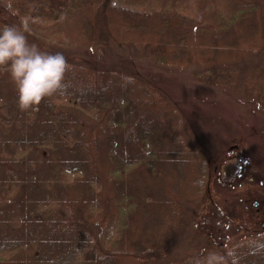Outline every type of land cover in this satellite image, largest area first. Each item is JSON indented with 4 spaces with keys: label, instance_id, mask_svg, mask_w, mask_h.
I'll list each match as a JSON object with an SVG mask.
<instances>
[{
    "label": "trees",
    "instance_id": "1",
    "mask_svg": "<svg viewBox=\"0 0 264 264\" xmlns=\"http://www.w3.org/2000/svg\"><path fill=\"white\" fill-rule=\"evenodd\" d=\"M2 1L15 15L0 23L27 20L29 42L56 41L69 69L27 110L0 69V264H194L209 250L264 264V228L172 252L228 126L185 96L208 86L264 114V0ZM178 66L189 73L168 74Z\"/></svg>",
    "mask_w": 264,
    "mask_h": 264
},
{
    "label": "rangeland",
    "instance_id": "2",
    "mask_svg": "<svg viewBox=\"0 0 264 264\" xmlns=\"http://www.w3.org/2000/svg\"><path fill=\"white\" fill-rule=\"evenodd\" d=\"M0 13H6V16L12 14L2 0ZM41 40L47 51L50 47H59L51 38ZM122 50L126 51V58L139 67L149 66L148 60L145 61L142 56L136 55L134 58L127 45ZM73 58L83 59L86 56L75 54ZM170 70L172 71L168 74L185 76L190 69L178 66L177 69L172 67ZM212 91L213 88L197 85V88L189 90L188 96H185L186 101H203L201 104L207 111H219L225 116L228 126L221 131L215 130L213 139L216 144L211 153L210 187L203 204H199L196 218L172 250L179 255L193 252L198 240L204 244L219 243L232 234L235 235L231 238L239 237L264 228V114L257 109L255 111L246 98L232 99L223 97L220 92L213 94ZM250 149L253 150V159L247 152ZM203 216L208 223L203 221ZM188 238H194V241Z\"/></svg>",
    "mask_w": 264,
    "mask_h": 264
},
{
    "label": "clouds",
    "instance_id": "3",
    "mask_svg": "<svg viewBox=\"0 0 264 264\" xmlns=\"http://www.w3.org/2000/svg\"><path fill=\"white\" fill-rule=\"evenodd\" d=\"M15 15V13H12ZM27 20L21 24L0 23V69L6 70L17 92L22 110L36 106L45 97L63 92L69 64L62 52H49L30 43ZM233 258V264L236 262ZM194 264H227L223 254L209 250Z\"/></svg>",
    "mask_w": 264,
    "mask_h": 264
}]
</instances>
